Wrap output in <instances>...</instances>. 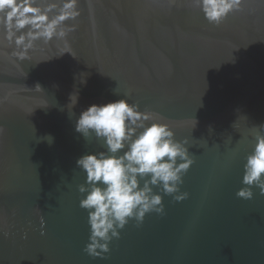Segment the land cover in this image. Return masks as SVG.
Instances as JSON below:
<instances>
[{
  "label": "water",
  "instance_id": "95a60500",
  "mask_svg": "<svg viewBox=\"0 0 264 264\" xmlns=\"http://www.w3.org/2000/svg\"><path fill=\"white\" fill-rule=\"evenodd\" d=\"M77 8L60 25L65 37L34 41L24 58L0 23V264H264V194L236 195L264 131V0H245L219 25L193 0ZM122 97L187 139L194 162L179 190L188 196L153 186L163 213L129 220L93 258L76 159L106 146L74 124L88 105Z\"/></svg>",
  "mask_w": 264,
  "mask_h": 264
},
{
  "label": "clouds",
  "instance_id": "9594fccd",
  "mask_svg": "<svg viewBox=\"0 0 264 264\" xmlns=\"http://www.w3.org/2000/svg\"><path fill=\"white\" fill-rule=\"evenodd\" d=\"M77 3L78 0H61L59 5L40 7L35 0H0L5 38L15 44L19 49L16 54L24 58L34 41L66 36L60 25L79 16ZM193 3L209 23L219 25L230 13L240 11L245 0ZM57 8L56 15L50 18L49 13ZM76 102L77 96L73 105ZM258 128L264 129V123ZM74 129L83 138L95 135L106 146V151L87 152L76 159V166L85 173L78 191L83 194L79 206L87 211L89 235L83 251L89 256L103 257L109 251V242L119 238L118 230L129 220L134 219L139 225L146 213H163L162 196L153 191V186L166 195L174 194L176 201L188 196L179 190L183 175L194 162L186 147L187 139L176 140L167 124L155 120L150 112L139 110L138 104L124 97L92 103L79 113ZM45 139L52 141L51 136ZM242 167L244 186L236 195L251 199L253 186L264 194V131L255 135Z\"/></svg>",
  "mask_w": 264,
  "mask_h": 264
}]
</instances>
